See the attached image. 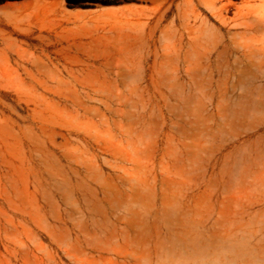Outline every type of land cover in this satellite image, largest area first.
I'll use <instances>...</instances> for the list:
<instances>
[{
  "label": "bare ground",
  "instance_id": "6f19581e",
  "mask_svg": "<svg viewBox=\"0 0 264 264\" xmlns=\"http://www.w3.org/2000/svg\"><path fill=\"white\" fill-rule=\"evenodd\" d=\"M81 28L0 59V264H264V0H148Z\"/></svg>",
  "mask_w": 264,
  "mask_h": 264
},
{
  "label": "rangeland",
  "instance_id": "374dc122",
  "mask_svg": "<svg viewBox=\"0 0 264 264\" xmlns=\"http://www.w3.org/2000/svg\"><path fill=\"white\" fill-rule=\"evenodd\" d=\"M147 3L148 0H0V59L3 55L8 54L11 64H13V60L16 58L15 53L6 47L7 42H13L39 53L44 45V42L38 38L40 33L47 35L52 41H62L65 45L88 42L90 29L81 28L83 20L104 13L108 9L112 12L141 10ZM87 26L90 28L91 24L89 23ZM54 49L55 46L54 48L51 47V50ZM56 57L55 53H51L53 64L57 67L58 73L66 82L74 85L72 76L59 64ZM71 68H73V75L81 76L79 67L71 66ZM140 71L143 73L142 70ZM20 72L22 71L20 70ZM75 86L79 90L81 89L80 86ZM89 104L100 108L107 116L109 115L99 102L90 100ZM7 105L15 106L14 97L11 92L0 89V109L8 112ZM18 121L22 127L29 125L28 122ZM73 144L78 145L75 141ZM33 156L38 169L40 161L37 159V155L34 154ZM53 163L57 166L61 165L63 171L68 169V164L63 158H60V161L53 160ZM4 170V167H0V174ZM71 180L75 182L73 176ZM47 182L49 185L52 183L49 178ZM29 189L33 191V186H30ZM0 204L6 208L2 198H0ZM64 207L69 208L71 206L68 204ZM75 207H78V204ZM119 214H122L121 210L114 212L112 215L114 221ZM122 227V224L117 223V230Z\"/></svg>",
  "mask_w": 264,
  "mask_h": 264
}]
</instances>
